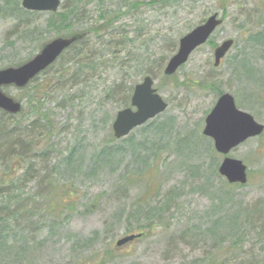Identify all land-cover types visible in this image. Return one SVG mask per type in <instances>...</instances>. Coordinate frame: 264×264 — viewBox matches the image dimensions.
<instances>
[{
    "label": "rangeland",
    "instance_id": "374dc122",
    "mask_svg": "<svg viewBox=\"0 0 264 264\" xmlns=\"http://www.w3.org/2000/svg\"><path fill=\"white\" fill-rule=\"evenodd\" d=\"M0 2V69L17 59L35 56L41 40L47 43L67 36L69 31L85 32L111 17L118 18L115 34L102 39L105 45L94 34L87 41L86 51L96 54L99 63L94 71L75 78L72 72L78 67L69 62L72 54L68 53L34 83L47 87L45 108L55 121L51 166L56 160L71 157L78 162L82 157L74 170L66 168L67 177L75 175L69 179L80 199L76 212L70 210L66 221L62 218L57 222L60 227L36 234L38 242L23 239L21 245H31L26 252L21 256L2 253L0 264H217L223 256L220 248L229 252L234 236L240 235H248L240 244L242 252L234 249L239 259L228 264L242 260L264 264V231L260 229L264 223V133L229 153L249 167L250 179L243 186H232L215 173L224 156L202 134L205 116L218 97L212 88L215 84L235 96L239 108L264 124V47L253 44L246 50L250 73L231 65V58L248 44L244 40L250 33H264V0H175L166 4L154 0H62L58 14L67 15L64 4H76L77 13L65 24L58 22L59 30L51 26L49 12L28 15L31 29H38L33 39L27 38L22 28L16 30L21 17L16 1L9 7L5 0ZM135 2L141 5L131 7ZM214 13L224 21L211 40L220 44L233 38L237 47L230 52L231 60L228 56L215 67L214 47L206 44L168 79L163 70L176 53L180 37ZM113 54L119 61L112 60ZM62 75L64 79L59 81ZM146 75L153 77L155 88L169 104L157 121L169 120L171 127L158 136L147 137L139 129L132 140L113 141L112 123L117 111L125 107L121 104L126 94L109 99L105 98L106 89L123 80L134 89ZM202 81L209 86L201 88ZM32 87L3 88L23 100L25 114L19 120L26 119V123L31 118ZM16 120H11L10 129L17 134L31 131L30 126L19 130L14 126ZM148 161L154 163V170L144 176L145 185L152 187L150 191L159 187L161 191V197L150 200L143 196L144 184L129 188L122 184L125 174L132 175ZM13 163H9L11 168ZM34 184L29 183L27 189ZM163 193L173 201L161 220L153 216L149 221L146 213L137 212L135 198L159 205ZM97 195L100 198L94 205ZM142 231L143 237L116 245L121 237ZM112 249L122 254L110 255Z\"/></svg>",
    "mask_w": 264,
    "mask_h": 264
},
{
    "label": "trees",
    "instance_id": "16d2710c",
    "mask_svg": "<svg viewBox=\"0 0 264 264\" xmlns=\"http://www.w3.org/2000/svg\"><path fill=\"white\" fill-rule=\"evenodd\" d=\"M12 1L13 0H5L6 7H9ZM15 1L16 7L19 9V12H21V17L19 18L20 21L17 22L18 24L16 25V30H21L22 28L26 37L33 39V35H35V33L37 34L38 29H31L30 22H28L27 18L28 15H34L41 12L28 11L22 7L21 1ZM154 1H159L162 2V4H166V2L168 1L175 0ZM138 5L141 4L139 2H135V4H132L131 7L137 8L136 6ZM63 10H68L67 15L61 13H59V15L58 11L49 12V14H51L52 16L49 22L50 24H52L51 26H53V28L56 30L57 28L59 30V27H57L58 22L61 21L62 24L67 23V19L70 17V15L77 13L78 8L76 4H64ZM117 19L118 18L111 17L109 18V20H106L104 23H102V25L94 27L92 29L90 28V30L82 32L85 33V37L79 39V41L71 45L69 49L65 50L58 58L59 60L68 53L72 54V59L70 58L69 62L74 63L78 67V69H74L72 72L75 78H80L81 76H83V73L85 71H94L96 69L95 66L99 64L96 59L97 55L94 53H88L86 51L88 45L87 41L91 37V34H94L97 39L100 40V44H103L102 39L104 35L110 34L111 32L115 34V30L113 29L115 28L114 25ZM69 32L70 33H68L67 36L75 34V32ZM245 41H247L248 44L243 47L239 55H235L231 58L232 55L230 56L229 53L226 57L229 56V61L232 59L231 65H233L234 63L235 66L239 68V71H247L248 73H250V63H248L250 61V57L249 53H247L246 50L252 47L251 45L253 44H259L260 46L264 47V33L259 31L250 33V36L246 40H244V42ZM44 44H46V41H39V49H41ZM208 44L212 47L216 46L214 41L211 39ZM103 45H105V43ZM233 46L237 47V42H235ZM113 56V61H119L117 54H113ZM26 60L17 59L15 60V62H13L14 64L12 65L11 63V65H19L26 62ZM236 60H238V62H236ZM56 62L48 67V69L53 68ZM123 64L124 62H122L121 65ZM48 69L46 71H48ZM68 72L69 71L66 70L67 74ZM39 77L40 75H38L35 80L29 83L27 87L22 89L25 90L31 86L35 88L33 90V93L30 94L32 95L33 100L30 101L31 118L28 123H26V119L19 120V118L25 114L24 106L22 109L23 111L18 113L17 115H12L0 109V256L2 255V253H11L12 255L19 254L20 256L23 255L24 252H26V250L29 248V246H31L29 244L24 245V243L23 245H21L23 239L26 240L27 243L38 242V240H36V234L39 235L41 232L46 231V228L55 229V227L57 226L60 227V224H58L57 222L62 221V218L65 219L64 221H66V218H68V212L70 210L76 212V210L78 209L77 204L80 197L76 194L77 190L73 188V181L69 179L74 178L75 175L67 177L66 168H71L74 170L77 165L82 163V157L78 162H74L71 157L67 159L65 158L63 159V161L56 160L55 163L51 166V158L53 157V153H55V146L51 141V138L55 135V121L54 119H52L51 112H49L45 108L46 99L44 98V93L47 94V87L39 85H37L38 87H36V85H34ZM58 79L59 81L64 79V75L59 76ZM59 81L57 85H59ZM208 86L209 84L207 81H202L201 88H206ZM60 88L61 86L58 87V89ZM198 88L200 87L198 86ZM212 88L217 91L218 96L223 93V91H221L220 87H218L217 84H215ZM132 92L133 87H129V85H127V83H124L123 80L119 83L110 85L108 89H106L105 98L109 97V99H111L119 95L126 94V98L122 99L121 104L122 106L126 107L130 104L131 97L133 95ZM159 116L154 120L148 121V123L139 127L138 129H135L129 135H127V137L122 139H131L134 136V133H136L139 129L141 133L148 135L147 137L155 135L158 136V134H160V132H163V130L170 129L171 124H168L170 123L169 120L163 123H158L157 119L159 118ZM13 118L17 119V124H15L14 126L19 128V130L27 129L30 126L31 131H18L19 137L16 138L15 136L18 135L17 132L9 128L13 124L11 121ZM149 133H153V135H150ZM116 139L118 138L113 137L112 140L116 141ZM11 161L14 162L12 164V168L9 164ZM152 168H154V163H150L149 161L148 163L146 162L145 165H143L142 163V165H140L135 173H133L132 175L130 173L124 175V177L122 178V184L126 185L128 188L129 186L139 187L141 184H144L147 193L144 188L143 196L146 197V195H148L149 200L156 199V197H161V191H159L160 187L155 191H150L149 189H151L152 187L149 188L147 185H145V182L147 181H145L144 176L150 174L148 173V171L154 170ZM214 171L218 174V168H216ZM139 178L140 180L139 182H137L136 180H138ZM31 182H35V184L34 187L30 190L27 188L28 184ZM99 198L100 195H97V197L94 198V205L97 203ZM142 198L143 197H139L138 199L135 198L136 207H138L137 212L146 213L144 214V216L147 217L149 221L152 220L151 218H153V216H155L158 220H161L163 212L171 207V201H173V197H171L170 195L167 196L164 193L162 194V203L159 205H153L149 202L140 201ZM40 201L41 203L39 204ZM250 215L252 216L251 212L247 213V217H250ZM249 217L248 219L250 220ZM254 223L255 221L251 220L250 224L253 225ZM260 229L264 231V223L262 227H260ZM139 233L144 234L143 231ZM247 236L248 235L234 236L235 238L231 242L232 244L230 245L231 247L229 249V252L226 247L220 248V253H222L223 256L220 262H218L217 264H228L231 261H234L236 259L238 260L239 253H234V249H241L240 244L245 240ZM114 252L115 249H112L110 255H113ZM240 252H242V249L240 250ZM115 253L122 254V251ZM224 253H228V255H225ZM230 253H232L231 257H229ZM1 259L2 258H0V260ZM239 264L258 263H246L245 260H242V262H240Z\"/></svg>",
    "mask_w": 264,
    "mask_h": 264
},
{
    "label": "water",
    "instance_id": "95a60500",
    "mask_svg": "<svg viewBox=\"0 0 264 264\" xmlns=\"http://www.w3.org/2000/svg\"><path fill=\"white\" fill-rule=\"evenodd\" d=\"M24 8L30 11H51L56 12L61 0H22ZM223 22L219 14L214 13L198 27L192 29L188 34L183 35L179 40L177 53L169 58L165 74L173 75L178 69L189 61L190 55L205 44L210 36L218 29ZM85 37V33L57 38L47 42L36 56L27 60L26 63L0 69V109L11 114L20 113L22 102L13 98L3 87L15 86L24 88L36 76L46 70L54 63L63 51L72 44ZM234 39H227L221 42L214 51L215 63L218 67L222 59L232 49ZM131 107L119 110L112 125L115 138L127 136L138 126L145 124L148 120L156 118L159 113L164 112L169 104L162 95L154 88L151 76H146L134 89L131 99ZM264 131V124L255 120L254 116L237 107L234 96L224 92L217 100L213 109L205 118L203 134L213 140V145L218 153L225 156L219 165V173L231 184H246L248 182V166L241 159H236L228 154L237 146L246 142L249 138L258 137ZM140 235H129L121 238L117 246H121Z\"/></svg>",
    "mask_w": 264,
    "mask_h": 264
}]
</instances>
